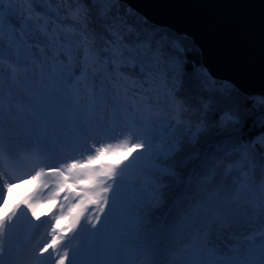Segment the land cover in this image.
Wrapping results in <instances>:
<instances>
[{
	"label": "snow or ice",
	"instance_id": "obj_1",
	"mask_svg": "<svg viewBox=\"0 0 264 264\" xmlns=\"http://www.w3.org/2000/svg\"><path fill=\"white\" fill-rule=\"evenodd\" d=\"M53 3L57 0H27L25 8L16 0H0V31L5 24L9 29L7 45L0 37V176L7 175L5 166L10 171L30 163L39 169L33 180L56 178L49 202L64 193V200L75 203L66 214L53 217L50 241L31 256L25 254L26 241L15 249L11 243L20 205L0 214V264H6L5 257L7 264H45L39 258L50 249L54 264H264V163L258 177L247 163H255L257 153L264 155V92L248 100L215 85L212 96L205 98L214 102L218 119L229 118L234 160L227 154L221 158L186 152L185 145L196 141L182 133L155 150L153 140L131 145L132 151H146L151 167L146 178L132 185L137 202L129 210L120 198L124 172L119 182L116 178L124 162L93 166L104 156L127 150V139L117 145L93 142L88 151L94 154L85 160L64 159L62 167L48 165L46 159L75 151L81 137L115 131L124 109L113 102L118 92L110 85L126 79L129 70L154 78L163 61L187 74L188 45L147 24L143 33L133 23L126 36L112 0H59L55 10ZM33 4L47 7L36 12ZM133 28L140 35L134 36ZM196 84L209 90L207 78ZM176 115L183 114L177 110ZM237 149L242 151L237 154ZM45 167L51 171L46 173ZM11 188L7 180L0 186V203ZM24 203L39 220L31 197ZM89 206L96 209L86 218V225L96 229L91 235L96 237L109 224L114 233L107 242H91L82 254L72 250L69 258V250L60 246L67 233L80 228ZM63 219L69 223L60 228ZM225 239L232 243L221 247ZM178 241L181 253L173 248Z\"/></svg>",
	"mask_w": 264,
	"mask_h": 264
},
{
	"label": "trees",
	"instance_id": "obj_2",
	"mask_svg": "<svg viewBox=\"0 0 264 264\" xmlns=\"http://www.w3.org/2000/svg\"><path fill=\"white\" fill-rule=\"evenodd\" d=\"M58 2L59 0L52 4L53 10L56 9ZM24 6L27 8V0H24ZM32 7L36 12H41L47 5L33 4ZM63 7L67 8L68 5L65 4ZM111 8L114 9L116 19L121 21L126 36L130 25L133 23L137 24L143 33L148 31V28L144 27L147 24L149 28H154L159 32H170L173 36H178L188 45V59L185 61L188 66L187 74L181 68L162 61L154 78H150L149 73H140L138 69L135 73L129 70L126 79L115 85H110L114 91L118 92L113 102H118L124 109L121 112V120L127 121L126 125L133 126L132 133L140 134V136L145 135L146 138L148 136L153 137V133L158 127L163 130V128L171 126L172 131L169 139L173 134L180 135L181 133L185 138H195L196 142L185 145L186 152H197L201 157L219 155L221 158L227 154L229 161L236 159L232 145L228 143V137L231 134V128L228 124L229 118L218 119L213 111L214 102L209 103L205 98L212 96L211 87L215 85L234 89L248 100H255L258 95L242 93L232 83L214 78L204 66L203 53L192 37L155 25L122 0H112ZM49 22L51 23V21ZM132 33L134 36L140 35L135 28L132 29ZM205 78L209 84L208 91L196 84L197 80L202 82ZM177 110L183 114L181 117L176 115ZM178 120L180 123H177ZM241 151V149H237V154ZM192 163L195 165L198 160H194ZM247 163L249 171L258 177L260 174L259 166L264 163V155L257 153L255 163L252 160H248ZM129 164L135 169V175L128 179L125 178L120 198L125 200L129 210H132L137 202V196L132 185L148 176L151 162L142 167ZM108 230L111 228L109 227ZM112 233L114 231L108 233L107 237L111 238ZM230 243L232 241L225 239L221 242V247ZM173 248L176 253H181L182 243L178 241Z\"/></svg>",
	"mask_w": 264,
	"mask_h": 264
},
{
	"label": "water",
	"instance_id": "obj_3",
	"mask_svg": "<svg viewBox=\"0 0 264 264\" xmlns=\"http://www.w3.org/2000/svg\"><path fill=\"white\" fill-rule=\"evenodd\" d=\"M159 27L192 37L217 79L264 92V0H124Z\"/></svg>",
	"mask_w": 264,
	"mask_h": 264
},
{
	"label": "rangeland",
	"instance_id": "obj_4",
	"mask_svg": "<svg viewBox=\"0 0 264 264\" xmlns=\"http://www.w3.org/2000/svg\"><path fill=\"white\" fill-rule=\"evenodd\" d=\"M16 2L18 4H20L21 6L25 7L24 6V0H16ZM17 15H19V13H17ZM8 33H9V29H8L7 24H5L3 26V30L0 31V37L3 38V42L6 45L8 43ZM126 123H127V121L124 122V120H120L119 123L114 125L115 131L110 132L108 135H92V136H89L86 138L81 137L79 139V143L77 145L76 150L75 151H69V152H72L71 157H74L76 160L87 159V156L89 154H94V152L89 153V151H88V149L93 146V142L104 143V144L110 143L112 145H117V144H122L123 141L125 139H127L128 144H129V148L127 150H121L120 152H118L116 154H113L110 156H104L100 161L95 162V164L93 166H96L97 164H101V163L117 164V163H120L121 161H123L124 163L121 165V170H118V172L116 174L117 181L119 182L121 179V171L124 172L123 182L125 181V178L128 179L129 177L134 176L135 175V173H134L135 169H133L132 167H127L128 165H130L129 163L133 164V161L135 160V158L138 156H141L142 153H144L143 159L136 161L135 166H137V167L146 166L147 163L151 162V160H150L149 156L146 154V151L144 149H136V150L132 151L130 146L134 145L136 143H140V142L148 143L149 140H153L154 141V150L158 149L171 136L172 127L171 126L165 127V128H163V130L161 127H158L156 129V132L153 133V137L148 136L146 138L145 135L140 136V134L132 133V130H134L133 126L130 127L129 124H127L128 125L127 126ZM124 128H126V129H124ZM129 152H131V156H129ZM125 157H129V158L127 160H125ZM69 161L72 162L71 160H69ZM36 171H37V169H36ZM34 173H35V171H32V172L26 174L23 179L26 181H28L27 179H29V178L32 179L31 177L34 175ZM109 183H111V181H109ZM20 190L21 189H18L17 192H19ZM8 199H10V198H5V202L0 203V207L5 208ZM72 203H75V201L67 200L66 203L63 205L64 208L60 209V210L58 209V211H56V215H60L62 211L66 214L68 207ZM76 211H79V210L77 209ZM95 212H96V209L92 206H89L88 210L85 213V219H82V221H81L80 228H78L76 232L66 234V239L63 241V243L61 244L60 247H61V250H64L65 248H67L69 250V258H71L72 250H77L78 253L82 254L83 251L85 250V248L91 242L95 241L97 243H104V242H107L108 240L111 239V238L107 237L108 233L114 231V229L112 230L113 225H111V224H109L105 229H103L96 237H93L91 235V233L95 232L96 229H92L90 224L86 225V218L92 217ZM106 212H107V210H106ZM103 219H104V216L101 215V222H103ZM68 223H69L68 219H63L60 221L59 227L64 228ZM55 226H56V224L54 223L53 227H55ZM85 226L87 227L88 231H86V232L80 231V229L84 228ZM100 227H101V225L97 224V228H100ZM109 227L111 228V230H108ZM50 239H51V237L44 238L43 239L44 240L43 245L46 242L50 241ZM45 254H47V253H45ZM66 264H67V262H66Z\"/></svg>",
	"mask_w": 264,
	"mask_h": 264
},
{
	"label": "bare ground",
	"instance_id": "obj_5",
	"mask_svg": "<svg viewBox=\"0 0 264 264\" xmlns=\"http://www.w3.org/2000/svg\"><path fill=\"white\" fill-rule=\"evenodd\" d=\"M3 134L5 136V142L7 143L9 139V130L7 128V125L4 128ZM71 155H72V152H69V151L64 152V153H52L47 157L46 164L62 167L60 161L71 157ZM4 171L7 173V175L0 176V186L4 184L5 180H7V182L12 184V188L5 192L4 199L10 198L11 196H13L18 191V189H21L22 191L26 189L32 190V191L39 190L38 203L36 204V213H37V216H40L39 220L33 217L31 215V211L28 210L25 213L22 222L18 225V228H17V234H20V236L24 235V233L30 230L32 227H35L38 224V222H40L42 217L46 215V213H48L50 210L54 209L58 211V209L60 210L64 208L63 205L66 203V200L63 199L64 193L60 194L61 199L58 201L49 202L48 200V197L50 196L51 192L54 190V187L56 184V178L54 176H51V178H47L46 176H44L40 180H33L30 178L27 179L28 181L24 180L23 178L26 174L32 171H36V169L34 170L30 163L18 165L15 169L10 170V171L5 166ZM44 171L46 173L50 172L51 168L45 167ZM54 223L55 221H53L51 225H53ZM50 233L51 231L49 230L48 238L51 237ZM44 237L46 236L43 235L40 238V240L36 243L35 247L40 243L41 240H43Z\"/></svg>",
	"mask_w": 264,
	"mask_h": 264
}]
</instances>
